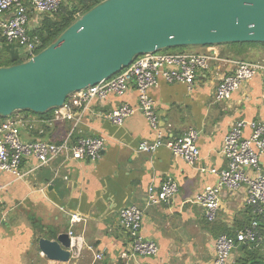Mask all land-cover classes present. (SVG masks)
Here are the masks:
<instances>
[{"label": "crops", "instance_id": "1", "mask_svg": "<svg viewBox=\"0 0 264 264\" xmlns=\"http://www.w3.org/2000/svg\"><path fill=\"white\" fill-rule=\"evenodd\" d=\"M73 1L77 0L63 3ZM40 22V15L31 12V27L36 30ZM213 50L220 60H212L210 68L197 73L192 91L184 83H168L163 79L150 90L157 103L160 130L166 138L180 137L191 128L200 132V162L190 165L165 146L155 152L138 151L142 140L155 137V131L141 112L127 118L121 126L99 115L122 102L137 105L135 88L121 97L114 95L105 102L96 101L82 116L73 140L104 137L107 145L98 162L86 159L66 163L61 158L31 172L36 162L29 159L22 165L26 175L20 179L10 172H0V264L211 263L216 238L223 233L235 236L251 222L252 214L244 188L234 194L225 188L217 217L209 222L204 208L191 199L206 186L215 184L217 177L200 168L227 167L228 160L220 151L225 134L236 120L264 121V70L231 99H215L216 86L234 68L232 61L240 59L236 46H192L182 52ZM257 53L261 50H247V56ZM34 117L41 121L35 129L23 132L24 140L41 138L58 142L75 123L66 119L48 125L39 116ZM169 177L179 184L176 198L170 204L148 206L149 186L159 187ZM129 205H137L144 211L142 232L158 242V255L121 257L130 247L131 238L122 225L120 210ZM73 213L82 219L72 226ZM70 231L76 235L75 246L81 250L77 260L52 261L41 252L39 236L54 237L55 233ZM97 253H102L104 258L97 260ZM233 256L237 264H264V241L260 245L248 244L246 248L239 244Z\"/></svg>", "mask_w": 264, "mask_h": 264}, {"label": "built area", "instance_id": "2", "mask_svg": "<svg viewBox=\"0 0 264 264\" xmlns=\"http://www.w3.org/2000/svg\"><path fill=\"white\" fill-rule=\"evenodd\" d=\"M64 0H0V42L5 40L9 46L19 52L20 58L28 60L43 47L42 39L34 34L31 27V12L38 13L41 22L58 12ZM79 14V13H78ZM216 50L209 53L188 52H148L137 56L134 61L119 73L100 80L97 84L71 94L65 104L55 108L52 117L44 123L51 125L60 120H74V126L63 140L55 142L45 139L24 140L23 132L35 129L41 121L34 115L14 113L0 119V172H10L20 179L26 174L22 165L26 160L35 159L32 168L36 170L57 159L66 163L90 160L98 162L106 149V139L98 136L79 137L73 140L74 130L82 116L89 112L96 101L105 102L110 96H123L132 87L137 90L138 103L133 106L122 102L112 110L99 115L116 126H121L130 116L141 112L155 131L151 140H142L138 146L140 152H155L165 146L175 157L182 158L190 165H196L202 159L198 145L200 132L191 128L180 137H167L160 130V118L156 100L150 90L156 88L160 79L168 83H184L193 90L197 73L210 68L212 60H220ZM234 68L228 71L215 89V99L226 101L232 95L252 81L264 70V64L248 60H233ZM78 111V112H77ZM78 114V116H76ZM40 118V117H39ZM43 119V118H41ZM228 160L226 168L202 167V172H210L217 177L215 184L206 186L196 194L192 203L199 204L205 210L206 219L213 222L221 207L222 192L226 188L231 194L244 188L245 201L250 207L251 222L239 230L235 236L220 234L214 244V258L210 264H236L234 249L242 243L260 245L264 241L261 224L264 221V121L259 119H238L224 136L220 151ZM179 184L169 177L159 187L151 184L148 188V206L170 204L176 198ZM122 225L131 238V245L122 254V258L137 256H156L159 244L146 237L142 232L144 211L137 205H129L120 210ZM82 217L73 213L72 226ZM72 241L76 235L69 232ZM81 250L76 246L71 258L77 260ZM97 260L104 258L96 254Z\"/></svg>", "mask_w": 264, "mask_h": 264}, {"label": "water", "instance_id": "3", "mask_svg": "<svg viewBox=\"0 0 264 264\" xmlns=\"http://www.w3.org/2000/svg\"><path fill=\"white\" fill-rule=\"evenodd\" d=\"M264 43V0H101L28 60L0 67V117L46 113L144 53L180 46ZM69 232L41 235L50 260L69 262Z\"/></svg>", "mask_w": 264, "mask_h": 264}, {"label": "trees", "instance_id": "4", "mask_svg": "<svg viewBox=\"0 0 264 264\" xmlns=\"http://www.w3.org/2000/svg\"><path fill=\"white\" fill-rule=\"evenodd\" d=\"M101 0H77L69 4H64L60 6V9L54 17H45L41 23V26L34 30V34L38 35L43 41V48L52 43L65 29H67L78 17L84 14L86 11L91 9ZM64 2V1H63ZM79 13V14H78ZM232 46H236V55L241 60L248 59L247 50L257 49L259 47L264 48V43L260 42H245V43H226ZM189 46H180L166 49V51H178L182 52ZM24 61L20 58L19 52L14 49V47L9 46L5 40L0 42V67L10 66ZM31 115H37L40 118H50L53 115L54 109L46 113H34L32 111H23ZM0 119H5L0 117ZM252 219V218H251ZM261 231L264 234V221L261 224ZM244 247H248L249 243H242ZM241 244V245H242ZM237 264V262H236Z\"/></svg>", "mask_w": 264, "mask_h": 264}, {"label": "rangeland", "instance_id": "5", "mask_svg": "<svg viewBox=\"0 0 264 264\" xmlns=\"http://www.w3.org/2000/svg\"><path fill=\"white\" fill-rule=\"evenodd\" d=\"M66 2H69V0H66ZM189 47H192V46H189ZM258 50H261V53H257V55L256 54H250V55H248V57H246L248 59H244V60H248V61H252V62H260V63L264 64L262 62V61H264V48L259 47L256 49V51H258ZM163 51L164 52H170V53L178 52V51H166V50H163ZM258 60H262V61H258ZM18 113H24L25 114V112H23V111H19Z\"/></svg>", "mask_w": 264, "mask_h": 264}]
</instances>
